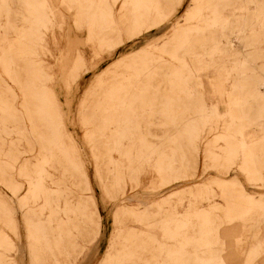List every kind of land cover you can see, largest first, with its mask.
<instances>
[{
  "label": "rangeland",
  "instance_id": "1",
  "mask_svg": "<svg viewBox=\"0 0 264 264\" xmlns=\"http://www.w3.org/2000/svg\"><path fill=\"white\" fill-rule=\"evenodd\" d=\"M0 264H264V0H0Z\"/></svg>",
  "mask_w": 264,
  "mask_h": 264
}]
</instances>
